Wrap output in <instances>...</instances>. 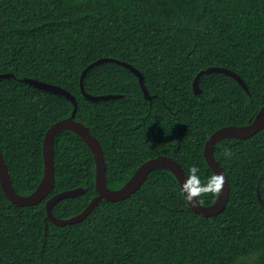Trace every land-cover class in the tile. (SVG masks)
Here are the masks:
<instances>
[{"label":"trees","instance_id":"1","mask_svg":"<svg viewBox=\"0 0 264 264\" xmlns=\"http://www.w3.org/2000/svg\"><path fill=\"white\" fill-rule=\"evenodd\" d=\"M115 62L89 69L94 60ZM238 74L198 72L208 67ZM0 151L13 189L30 194L43 174L45 131L73 109L65 97L22 78L58 85L76 99L74 119L99 141L106 185L121 187L145 160L166 155L186 175L198 168L202 205L218 191L203 156L208 136L226 125L249 123L264 104V0H0ZM213 155L225 171L229 197L222 212L191 210L174 177L150 171L119 201L101 199L81 221L59 226L45 201L63 190L81 194L57 201V218L78 214L97 195L88 146L62 130L53 145L54 186L32 206L13 204L0 186V264H264V127L247 138L218 141Z\"/></svg>","mask_w":264,"mask_h":264},{"label":"water","instance_id":"2","mask_svg":"<svg viewBox=\"0 0 264 264\" xmlns=\"http://www.w3.org/2000/svg\"><path fill=\"white\" fill-rule=\"evenodd\" d=\"M103 62H115L130 70L137 77L138 83L140 85L144 97L147 100L152 99V96L148 94V91L143 83L142 74L135 67H133L131 64L127 62L119 61L111 57H101L88 64L80 74V79H79L80 90L83 96L87 100L96 102L100 100L119 98L122 96L120 94L91 95L85 92L83 88V78L86 75L87 71L92 67L101 64ZM212 72L222 73L232 77L241 86V88L248 93L247 85L238 74L227 68L212 66L204 70H201L196 74L192 82V90L195 94H199L201 92V89L198 85L199 77L204 73H212ZM10 77H13V74L10 72L0 73V79L10 78ZM21 80L35 88L65 97L67 100H69L72 103L73 109L68 117L57 120L56 122L51 124V126L45 131L42 140L43 174L40 182L30 194L21 195L13 189L9 178L7 166L4 162L2 153L0 151V186L4 194L8 198V200H10L13 204L18 206H32L37 204L38 202H40L42 199H44L46 196L49 195L50 191L54 186L53 145H54L55 135L58 132L62 130H69L74 132L88 146V148L90 149L93 155L94 164H95L94 187L95 190L97 191V195L93 196L91 200L88 202V204L78 214H75L69 218H57L52 213V207L57 201L63 198L74 197L78 194H81L83 192V189L80 187L63 190L61 192H58L50 196L45 201L46 218L50 220V222H52L53 224L59 226L81 221L89 214V212L101 199L107 201H119L130 196L141 186V184L146 179L148 173L154 169H165L170 171L174 175L181 188L182 193L184 194L186 202L188 203L189 207L193 212L202 216L217 215L223 211L226 205V202L229 197L230 187L225 171L219 165V163L216 161L213 155L214 145L218 141L226 138H247L255 134L257 131H259L261 128L264 127V104H263L260 107V109L257 111L255 117L249 123L244 125L222 126L217 130H215L214 132H212L205 140L203 146V156L205 162L211 169L214 176H216L217 174H222L223 176V183L221 185L220 190L217 193V198L214 201V203H212L211 205H207V206L202 205L198 201L196 195L193 196L191 200H189L186 197L184 189L182 188V184L185 183L187 180H189V178L186 175L185 171L180 166V164L173 158L166 155H157L155 157L148 158L136 168V170L133 172L130 178L121 187L117 189H110L106 185V165H105L102 147L99 141L95 136H93L90 133L89 129L82 122L74 119V115L77 108V103L74 96L64 88L55 84H50L33 78H22ZM257 198L260 204L264 206V201L261 198L259 189H257Z\"/></svg>","mask_w":264,"mask_h":264},{"label":"clouds","instance_id":"3","mask_svg":"<svg viewBox=\"0 0 264 264\" xmlns=\"http://www.w3.org/2000/svg\"><path fill=\"white\" fill-rule=\"evenodd\" d=\"M191 172L192 177L182 184V188L184 189L185 195L189 200H191L193 196L199 195L200 191L202 190L200 187L199 178L196 176L198 168L196 166H193ZM222 183V174H217L210 180L208 187L204 190H210L213 192L219 191Z\"/></svg>","mask_w":264,"mask_h":264}]
</instances>
